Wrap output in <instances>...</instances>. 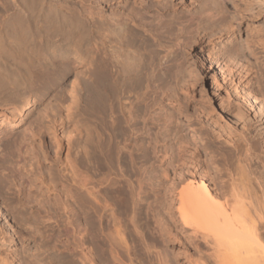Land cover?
<instances>
[{
  "label": "bare ground",
  "instance_id": "1",
  "mask_svg": "<svg viewBox=\"0 0 264 264\" xmlns=\"http://www.w3.org/2000/svg\"><path fill=\"white\" fill-rule=\"evenodd\" d=\"M259 1L260 8L264 9V0ZM170 2L0 0V90L7 91V97L15 95L12 101L21 105L19 108L15 105L9 112L11 118L26 111L33 97L30 92L38 81L57 68L68 66L71 61L100 82L98 97L104 125L99 142L95 141L97 144L91 151L72 160L70 146L53 138V158L47 159L46 154L40 153L43 160L36 156L35 163L29 167L33 181L26 178L22 181L28 189H31L32 182H38L46 191H51L55 183L53 179L68 171L76 185L74 191L78 193L75 198H71L69 192L65 193L61 202L53 199L55 202L51 203V213L46 221L50 223L54 215L62 214L70 239L68 250L79 264H145L144 256L153 258L155 262L150 260L152 264H170L165 256L167 250L160 243L166 244L171 239L181 245L180 255L187 264H264V129H251L245 122L242 129L241 126L240 130L234 129V135L226 134L228 137L224 139L222 136L221 140L222 133L215 134L216 130L213 132L207 124L203 125L206 122H203L204 111L198 109L194 112L191 121L188 115L193 111L182 114V119L176 117L181 113L177 111L182 98L176 99L178 94L176 98L165 95L172 98V101L166 99L171 102L167 118L170 123L174 122L176 129L168 134L169 139H151L147 129L149 124L146 126L145 123L148 113L146 120L144 116L150 111L144 100V92L150 83L174 82L175 85L183 79L180 70L183 57L176 59L165 47L162 35L165 30L161 35L157 30L160 22H167L169 28L187 25L183 48L193 50L199 47L202 53H206L202 62L214 66L222 82L238 89L247 102H257L263 93L257 97L246 85L252 81L263 82L264 58L261 54L264 36H261L259 26H253L251 32L254 34L240 40L235 23L219 18L217 24L205 28L202 21H198L205 14L219 17L225 12L226 0H193L197 3L195 9L182 12L174 9ZM153 24L156 28H152ZM215 35H219V39L228 36V45L225 42L223 46L216 44ZM190 80L185 87L183 80L184 84L180 82L183 85L177 82L178 85L171 88L175 92L176 87L183 86L184 92L190 91L194 86ZM167 87L170 91V86ZM70 93L73 98L72 89ZM259 108L257 114L258 110L264 109ZM175 112H178L176 116ZM64 118L68 119V116ZM18 119L13 122V127L18 126ZM239 119V115L238 121L244 118ZM6 121L5 112L0 111V136L5 134L3 125ZM193 124L199 128L188 136L185 131L194 127ZM47 130L56 133L54 118L48 120ZM38 143L39 150L41 142ZM64 150V159L59 162L58 154ZM156 160L163 169L157 170L161 172L159 180L152 178L157 180L154 188L147 167ZM44 162L49 165L46 172L51 175V183L42 180L45 177ZM56 163L61 167L57 173L53 171ZM152 190L162 195L163 210L167 215L176 212L174 220H178L180 226L177 235L165 225V221V226L160 224L163 215L152 222L156 226L152 224L155 229L151 235L161 241L154 238L160 247L146 241L145 235L149 232L146 225L140 223V219L149 218L150 213L144 207L148 210L150 206L148 194ZM45 206L42 202L41 207ZM147 219L142 221L145 223ZM200 242L208 251L197 247ZM193 252L196 254L194 258ZM1 264L9 263L2 260Z\"/></svg>",
  "mask_w": 264,
  "mask_h": 264
},
{
  "label": "rangeland",
  "instance_id": "2",
  "mask_svg": "<svg viewBox=\"0 0 264 264\" xmlns=\"http://www.w3.org/2000/svg\"><path fill=\"white\" fill-rule=\"evenodd\" d=\"M169 1L173 3V5L171 6H173L174 9L181 12L184 10H194V6H196L197 4L196 2L193 3V0ZM259 4V0H226V4L224 5L225 12L219 15V17H211L210 15L205 14L208 16L204 15L203 17L201 16L202 18L199 17L200 19L197 17V19H199L198 21H202V25H204L205 28L210 27L211 24H217L219 18H222L223 20L231 22L233 24L235 23L237 26L236 30L238 29L237 35L240 40L242 38L244 39L246 35L254 34V31L251 32L253 26H259L258 30H261L259 31L260 34L261 36H264V9L260 8ZM149 18V16L148 18L146 17L147 20ZM164 22L165 21H163V24L161 22L159 23L160 27L158 25L157 30L160 35L164 30L167 31L168 34H170L168 36L167 32H162L165 47H168V49L171 50V52L173 53L172 56L176 59L180 60V57H183V59L181 60V63L183 64V66L181 67L183 68L180 67V70H182L183 72V79H180L177 82H179V85H183L185 83V87L187 86V83L189 84V80L191 79L190 82L192 81L194 83V86L190 90V93L189 90L187 92H184L183 88H181L183 86H178V88L176 87L177 91L175 90L174 92V82H169L168 84H164L162 82H153L150 83L151 85L149 84L150 86L147 88L148 91L146 89L144 92V100L146 101L145 103L148 104L147 106H149L150 111L144 113V116L146 117L144 118L145 120L147 119L146 113H148L149 118L147 119V122L145 121V123L146 126L147 124H149L147 129L149 130L148 132L149 136H151L150 138H158V140H164L165 138V140H167L170 138V135L168 134L170 132L173 133L176 131V129L174 128V122L172 121V123H170L171 121H169V119L167 118L169 116L168 114L171 111L170 101H172V98L177 97L176 94H178V97L176 99H179V97L182 96V98H180L182 102L179 100L180 108L177 110H180L181 113L180 115H177L178 112H175V115H173H177L176 117L182 119L184 117L182 114L185 115L193 111V114H187L191 121L193 120V115L196 114L194 112H198V109L199 111H204L203 122H206H202L203 125L207 124V128L213 132L216 130L217 132H215V134L219 135L220 133H222L220 138L221 140L223 139L222 136H225V139L228 137L227 135H234L237 130H240V126V128L242 129L245 122H247V124H245L248 127L251 126V129H257L258 127V130L262 128L264 129V112L263 114H261V116L259 115L260 112H262L264 109H261L262 111L260 112L258 110V114L256 113L260 105V108L264 107V102H262L264 101V78L263 82L260 83L252 81L251 83L253 84V86L251 83L246 85V87L252 94H257V97H259L258 94H260V92H263L260 94L261 97L257 98V102L253 100H249L247 102V100L242 95H240L238 89L235 90L234 87H232L228 82H222V78L220 77L218 71H216V68L214 66L210 67L208 63L202 62V60L206 59V53H202L199 47H195V49L193 50L189 47L183 48L182 42L183 39L187 37L188 32L187 25H185L187 29L184 25L179 27L171 26L169 28L168 23L166 22V24ZM154 27L155 25L153 24L152 28ZM175 28H177L176 31ZM218 28L219 27H217V29ZM217 36L215 35V37H213L215 39L213 40L216 44L218 43L219 46H223V44L226 43V45H228L230 40L228 36L223 35L220 39L217 38ZM261 55L264 58V49H262ZM262 62L264 76V59ZM194 73L197 74L195 75ZM183 80L184 83L182 82ZM177 82L175 84L176 86L178 85ZM180 82H182L183 84ZM257 83L260 85V87ZM262 83L263 85H261ZM167 86H170L169 88H173H171L169 91L166 89ZM229 86L230 88H232L230 89ZM179 87L182 90L179 89ZM71 89L74 92L73 98L70 96ZM251 89L252 91L255 89L256 92H252ZM1 90L0 111L5 112L7 121L3 125L5 134L3 136H0V264L2 260H6V262H8L9 264H72L71 261H73L74 264H79L78 260L75 259L70 254V250H68L70 239L68 238L69 234L67 233V229L65 228L64 217L62 216V214L57 213L56 215H54V220L56 221L52 220L50 223L49 221L48 223L46 221L47 215L51 213L52 201L61 202L65 193L68 192L71 195V198H75L76 193H78L74 191L76 189L74 188V186L76 185L72 183V179H70L69 175L67 174L68 171H64L63 174H59L53 179L55 183H53L54 186L53 190L51 191H46L45 186L38 184V182H32L31 189H28V186L26 185V183H23L22 179L26 178L30 180V182L33 181L31 178V173L29 172V167L33 163H35L34 161H36V156L42 158L41 160H43L41 154H46V157H48L47 159L53 158L54 153L51 144L53 142V138L60 141V143H62L63 145L68 144L70 146L69 157L72 160L79 155H83L85 152L91 151V149L94 148V145L99 142L100 133L103 129L102 126L104 125V122L102 121V107L100 105L101 100L99 98L100 82L97 79L93 78V76L90 75L88 71L86 72L83 67L76 65L74 61H71L68 66L57 68L49 76H47L43 80L41 79L35 84L34 89L30 92L31 96L33 97L30 99L28 108L26 109V111H24L25 113L22 112L21 115L14 116L16 118H11V115L9 114V112H11L14 107L18 106L15 100L14 102L12 101L15 95L7 97V91L3 89ZM174 94L176 95L175 97L172 96ZM165 95H167L169 98H172L169 99ZM240 96L243 98H240ZM166 99H169L170 101H166ZM182 99H184L185 101L188 100L189 102L186 101V103ZM254 102H256L257 104ZM145 103H143V106ZM12 104H14V106ZM162 105L163 107H161ZM167 105L169 106L166 107ZM185 108L186 112L183 111ZM167 110L169 112H166ZM237 110L238 113L236 112V114L235 111ZM232 113H234L235 115ZM65 115L68 116V119L64 118ZM239 115H241V119L244 118L242 120L239 119L241 120V122L237 120ZM233 116H235V118ZM17 118H20L18 119V121L20 120V122L17 127H13L12 124L16 121ZM53 118L56 120L57 127V131L55 134H52L50 130H47L48 120ZM166 119L168 120L167 123ZM253 125L255 127H253ZM192 126L191 127L193 128V130L190 127V132L188 130L185 131L188 132V136H192V134H194V129L199 128V125L196 124H193ZM168 128L170 130H172L173 128L174 129L170 131L168 130ZM226 132H228L229 134ZM37 141L41 142L39 150V143ZM260 148L263 150L261 144ZM65 153V150L63 152H59V162L64 159ZM58 164L56 163L53 166V171L56 173L61 169V167H58ZM48 167L49 165L47 164V162H44L42 168L45 174V177H43L42 179L44 183L50 182L51 175L48 176L46 172ZM147 168L150 169L149 172L150 174H152L151 180L154 184L152 187L155 188V181L161 178V172H158L157 170L161 169L162 171L163 168L160 166L157 160L155 164L153 163L150 166L148 165ZM154 172L156 175L154 174ZM153 174L156 177H154ZM152 178L158 179L155 180ZM153 191L155 190L150 191L148 194V206L150 205L151 207L149 206L148 210L146 209V207H144L147 213H150V215L148 214L150 219L146 217V219H148L144 223L142 220L146 219L142 218L140 219V223L142 224V226L146 225L145 227L148 229L149 233L145 235L146 241L150 244L153 243L160 247V245L158 244L161 241L155 236H152V232H154L155 229V227H153V225L155 224L153 223H155L156 220L161 218V216L163 215L162 218L159 219V221H161L160 224L162 223L163 226L166 225L169 227V229H173L172 231L177 235H179L180 233V226L178 225V220H174V214H176V212L173 211V215H167L163 210L162 195H160L159 193L157 194ZM42 202H45V208L41 207ZM166 215L167 218L171 216L170 219H167ZM151 217H155L154 221L151 220ZM163 217L165 220L163 219ZM164 221L169 225H167ZM154 238H156L159 242ZM164 243L160 244L161 246L163 244V247H165V249L167 250L165 256L167 260L171 261L170 264H187L185 258H183V255H180L182 254V247L180 244L178 246V243L175 241L173 242L172 239L169 240L168 243ZM200 243L197 245V247H202L203 249L201 248L200 250L205 251L207 247H204L205 245H203V243ZM129 244H131L130 240ZM192 251L193 250H191V252ZM193 253L192 258H194V256L196 255L195 252ZM143 258L146 260L145 264H152L150 260L152 262H155L153 258L150 259L145 256L142 257V259Z\"/></svg>",
  "mask_w": 264,
  "mask_h": 264
}]
</instances>
